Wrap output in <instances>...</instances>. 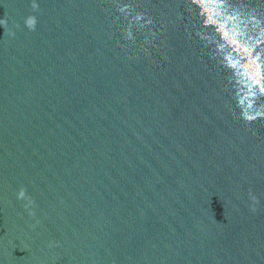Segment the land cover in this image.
<instances>
[{
	"label": "water",
	"instance_id": "1",
	"mask_svg": "<svg viewBox=\"0 0 264 264\" xmlns=\"http://www.w3.org/2000/svg\"><path fill=\"white\" fill-rule=\"evenodd\" d=\"M0 264H264V0H0Z\"/></svg>",
	"mask_w": 264,
	"mask_h": 264
}]
</instances>
